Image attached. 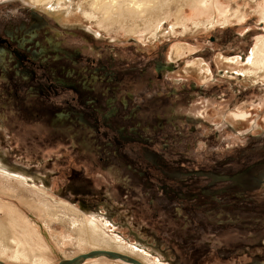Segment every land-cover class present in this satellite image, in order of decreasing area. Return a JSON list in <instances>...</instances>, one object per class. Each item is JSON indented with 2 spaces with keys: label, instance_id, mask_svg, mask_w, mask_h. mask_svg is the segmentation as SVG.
Returning <instances> with one entry per match:
<instances>
[{
  "label": "rangeland",
  "instance_id": "374dc122",
  "mask_svg": "<svg viewBox=\"0 0 264 264\" xmlns=\"http://www.w3.org/2000/svg\"><path fill=\"white\" fill-rule=\"evenodd\" d=\"M246 2L220 0L222 10L247 7L248 16L242 21L216 25L194 35H182L180 29L170 37L145 43L141 36H128L124 31L108 34L26 0H0V30L9 22L29 19L27 14L34 11L44 17L46 31L57 37L64 50L77 51L85 59L101 57L112 63L113 70L134 69L124 76L127 87L120 88L117 96L131 93L132 104L142 105L138 132L144 139L156 137V143L147 148L160 154L172 172L175 166L169 165L168 160L176 159H191L198 168L223 164L220 173L229 176L238 174L233 172L235 166L240 172L245 166L250 171L244 175L251 180L249 187L229 188L222 195L197 193V198L188 194V199H170L160 186L174 187L179 183L166 176L172 173L170 170L164 169L165 175L150 165L142 152L146 146L133 144L137 154L131 157L137 164L131 171L149 173V183L145 176L139 179L134 175L128 169L129 163L102 164V146L92 137L91 128L64 122L53 124L51 116H45L44 121L29 120L28 109L19 107L31 106V113L38 115L33 108L35 94H28V88L23 87L13 100L11 88L3 82L6 76L0 73V208L14 204L31 218L32 228L41 231L45 241L41 244L33 236V245L29 244L37 252H44L45 245L55 249L45 257L46 264L74 259L93 248L80 249L77 238L70 237L66 229L69 226L42 220L37 206H26V199L46 202L64 217L72 213L84 216L146 264H264V82L245 83L224 61L236 59L245 65L259 39H264V20L259 12H253L258 7ZM186 15L194 18L195 13L189 8ZM173 24L174 20L164 22L163 32L169 33ZM181 46L185 51L178 49ZM174 52H180L179 57ZM156 62H173L178 68L159 77ZM191 64L208 69L209 77L187 72ZM193 84L196 90L190 91ZM94 85L96 94L104 92L102 83ZM183 86L188 93L179 94ZM200 87L202 92L198 91ZM23 96L28 99L25 104L21 101ZM51 100L49 105L54 107L66 104L63 98ZM232 112L248 113L247 120L234 119ZM186 115L191 116L192 123L185 121ZM179 165L181 168L183 163ZM5 178H12L18 189L15 195L5 187L9 185ZM16 180L24 182L25 188L19 184L18 187ZM207 183L206 179L201 181L202 186ZM221 186L227 188L231 181ZM22 188L31 191L24 192ZM216 188L220 186L209 190ZM23 198L25 201L21 202ZM10 255L0 254V262L31 264L27 260L16 263ZM94 259L83 264H104L108 260Z\"/></svg>",
  "mask_w": 264,
  "mask_h": 264
},
{
  "label": "flooded vegetation",
  "instance_id": "af4514ba",
  "mask_svg": "<svg viewBox=\"0 0 264 264\" xmlns=\"http://www.w3.org/2000/svg\"><path fill=\"white\" fill-rule=\"evenodd\" d=\"M27 16L29 19L9 22L6 27L0 30V73L6 76V79L2 80L7 87L11 88L10 97L13 100L18 98L19 89L21 90L23 87L28 88V94H35L34 97L37 98V101L33 108L34 110L37 109L38 115L31 113V106L19 107V109H28L26 114L29 120L44 121L45 116H51L53 124L61 122L58 124L62 125L64 122L78 127L91 128L92 137H96V143L102 146L99 149L102 154L99 156L103 155L100 161L104 165L111 162L121 165L122 162H126L129 163L128 169L131 171L132 166L137 164L131 157L137 154V151L132 147L133 144L140 143L141 146H146L142 148V152L151 166L160 169L165 175L164 169L172 172V169L163 163L164 160L160 154L147 148V146L156 143L153 141L156 137L144 139L142 134L138 132L141 130V120L138 113L142 110V105L132 104L133 95L131 93H126L121 98L117 96L120 88L127 87L124 84V76L135 70L128 71L125 67L113 70L112 63L105 62L101 57L96 60L85 59L77 51L64 50L57 42V37L51 36V32L46 31L47 23L42 15L30 11ZM94 62L96 65H93ZM177 68L173 62H156L155 66L159 77L167 72H173ZM123 70L125 71L124 74H120ZM206 75H209L208 69ZM206 75L202 78L207 79L209 76ZM97 82L104 85L103 93H95L94 83ZM201 87L199 90L197 89L200 92H202ZM194 90H196V86L193 84L190 91ZM14 92L16 94H13ZM185 92L188 93V90L187 87L183 86L179 94ZM52 97L63 98L62 101L66 104L61 107L49 105ZM21 99L25 104L27 96H23ZM232 115L243 116L245 122L248 113L232 112L230 116L232 117ZM184 118L186 122L192 123L191 116L186 115ZM100 140H104V142L101 143ZM127 146L131 148L127 149ZM164 148L166 149L167 146L164 145ZM180 162L183 163L181 168L179 167ZM168 163L175 168L172 173L169 172L170 174L166 176L179 183L174 187L171 185L160 186L170 199H188V194L197 198V193L222 195L229 188L234 190L235 188L249 187L251 183V180L244 178V175L248 174L249 171V167L246 169V166L244 170H241L242 172L235 170L239 167L235 166L233 172H238V174L229 176L220 173L223 164L216 163L213 164L214 166L198 168L191 159L168 160ZM131 172L138 175L139 179L145 176L147 183L150 182L151 175L149 173ZM204 179L208 180V183L202 186L201 181ZM228 181H231V186L222 188L221 184ZM217 185L220 186L219 189L209 190ZM148 187L152 189V187ZM188 190H191L192 193ZM171 264L173 263L171 262Z\"/></svg>",
  "mask_w": 264,
  "mask_h": 264
},
{
  "label": "bare ground",
  "instance_id": "6f19581e",
  "mask_svg": "<svg viewBox=\"0 0 264 264\" xmlns=\"http://www.w3.org/2000/svg\"><path fill=\"white\" fill-rule=\"evenodd\" d=\"M26 1L34 4L40 9L48 10L51 8L52 9L51 11L53 13L61 15L64 18L79 19L97 29H100L101 31L107 32L108 34H113V32L118 33L119 31H124V33L128 36H141L145 43H154L158 40H161L162 38L170 37L171 35L177 34L180 31V29H182L181 32L182 35L185 36L194 35L198 32L211 30L216 25L227 26L231 23L242 21L243 19H245L246 16H248L246 11L247 7H242V6L239 7L240 6L239 3L237 4L239 5L238 7L232 6V8L229 10H222V7H220L221 6L220 0H26ZM246 1H247L246 4L249 2L250 4H253V6L256 5L258 7V9H256L253 12L254 13L259 12L261 19L264 20V10L262 9L264 0H246ZM189 8L195 13L194 18H188L186 15L187 9ZM203 19H207V20H203ZM172 20H174V24L171 27L170 32L169 33L167 31L163 32L162 29L163 23L166 21L172 22ZM178 49H180L183 52L184 47L181 46L178 47ZM180 52H174L177 55L176 57H179L178 55H180L179 54ZM224 61L228 65L230 64L229 68L235 71L236 74L242 76L243 80L246 83H252L257 80L264 82V39H259L258 44L252 50L251 57L248 59L245 65L241 66L240 65L241 61L236 59H232V60L227 59ZM186 70L190 73L195 72L202 76H205L207 73L206 68L204 67L198 68L197 64H191L189 67H187ZM232 117L234 119H241L243 122H244L243 119H245L243 116L240 117L237 115H232ZM5 179L7 181V184H9L7 186L5 185V187L12 194L16 193L18 189H16V187L14 186L13 180H10L12 178L10 179L5 178ZM16 184L17 186L19 184L25 188L24 182L20 181ZM22 190H24L25 192L28 191L29 189L25 190L22 188L21 191ZM23 201H25L24 198L21 199V202ZM24 203L26 204V206L35 205L39 207V208L36 207V209L39 211V216L42 220L49 221L51 219L50 224L54 225V223L58 222L59 224H62V226L63 225L69 226V228L66 227V229L69 231L70 237L77 238L78 247H80V249L86 251L88 246L90 248L91 247L93 248V249L91 248L92 251L89 253L93 252L95 253V255H93L91 258H88L89 260L90 259L96 260L94 258H99V257L104 258L106 256H103L98 253L101 251H107L129 257L133 259L136 262V264H146L144 263L145 261L143 262L142 260L137 259L138 257L134 258L133 255L130 253L131 251L129 252V250H127L124 246L118 245L112 239L105 236L101 232V230H99V228L96 226L95 222L91 220L88 221L87 218L86 219L84 218V216L83 218H80V216L77 213H72L67 215V217L66 216L64 217L57 210L51 208V206L46 202L43 201L40 202L39 199L38 200L26 199ZM31 208L33 209V207ZM19 209L14 204L13 205L9 204V206L3 204L2 208H0V214L2 213L4 214V217H0V254L7 256L11 254L10 258H14L16 263L17 262L21 263V260H27L30 261L31 264H46L47 260L45 257H47V255L49 254L52 255L51 253H53L55 249L54 248L51 249L50 246L45 245L46 248L44 252L43 251L37 252V250L34 249L29 244V243L32 244V242H34L35 237H37L40 243L42 244V242L45 241V238L41 234V231L39 230L36 231L34 228H32L31 225L32 223H30L32 222L31 218H29V216L25 217V215L21 213ZM70 215H72V217ZM33 236L35 237L33 238ZM23 238L27 239L26 242H24ZM40 243L37 246L40 247L41 246ZM88 259L86 260L89 261ZM106 259L108 260L104 264L129 263V262L124 263L125 261L121 259H114L108 257H106Z\"/></svg>",
  "mask_w": 264,
  "mask_h": 264
},
{
  "label": "water",
  "instance_id": "95a60500",
  "mask_svg": "<svg viewBox=\"0 0 264 264\" xmlns=\"http://www.w3.org/2000/svg\"><path fill=\"white\" fill-rule=\"evenodd\" d=\"M98 254H101V255L106 256L108 258L121 259L125 262L136 264V262L133 259L126 257V256H123V255H120V254H117V253L101 251ZM93 255H95V253H93V252L89 253V254H82V255H80V256L72 259V260H63L59 264H82L86 259L91 258ZM0 264H6V263L0 262Z\"/></svg>",
  "mask_w": 264,
  "mask_h": 264
}]
</instances>
